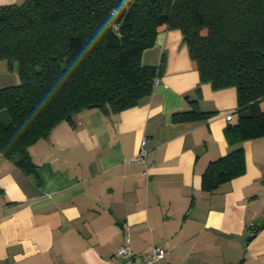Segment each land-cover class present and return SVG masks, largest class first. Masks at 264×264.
<instances>
[{
    "label": "crops",
    "instance_id": "crops-1",
    "mask_svg": "<svg viewBox=\"0 0 264 264\" xmlns=\"http://www.w3.org/2000/svg\"><path fill=\"white\" fill-rule=\"evenodd\" d=\"M161 60L135 105L83 109L30 144L32 172L0 155V264H121L126 231L137 259L156 245L171 264H264V134L241 142L243 173L203 189L208 163L231 149L223 129L236 89L199 83L177 28L161 25L142 54ZM17 82L0 60V86ZM190 100L210 114L173 120Z\"/></svg>",
    "mask_w": 264,
    "mask_h": 264
},
{
    "label": "trees",
    "instance_id": "trees-1",
    "mask_svg": "<svg viewBox=\"0 0 264 264\" xmlns=\"http://www.w3.org/2000/svg\"><path fill=\"white\" fill-rule=\"evenodd\" d=\"M180 30L199 83L233 86L223 129L231 149L208 163L207 191L243 173L242 141L264 134V0H23L0 4V60L18 82L0 86V155L30 173L28 146L97 103L110 112L150 93L158 65L142 61L158 28ZM191 108L173 120L202 118Z\"/></svg>",
    "mask_w": 264,
    "mask_h": 264
},
{
    "label": "built area",
    "instance_id": "built-area-1",
    "mask_svg": "<svg viewBox=\"0 0 264 264\" xmlns=\"http://www.w3.org/2000/svg\"><path fill=\"white\" fill-rule=\"evenodd\" d=\"M159 80V75H155L153 78V83H156ZM225 117L227 119L232 118L231 112H226ZM146 151L144 148H140L139 151L133 156V160L143 161L145 158ZM254 228L250 226L248 231L249 235H253ZM117 255L122 257L121 264H171V262L165 257L166 249L161 246H153L151 253L146 258L137 259L134 257L131 246L130 238L128 232H124L123 240L119 243L116 250Z\"/></svg>",
    "mask_w": 264,
    "mask_h": 264
},
{
    "label": "water",
    "instance_id": "water-1",
    "mask_svg": "<svg viewBox=\"0 0 264 264\" xmlns=\"http://www.w3.org/2000/svg\"><path fill=\"white\" fill-rule=\"evenodd\" d=\"M89 106H90V107L98 106V104H97V103H92V104H90ZM102 110H103L104 112H107V111H108V109H107L106 107H102Z\"/></svg>",
    "mask_w": 264,
    "mask_h": 264
},
{
    "label": "rangeland",
    "instance_id": "rangeland-1",
    "mask_svg": "<svg viewBox=\"0 0 264 264\" xmlns=\"http://www.w3.org/2000/svg\"><path fill=\"white\" fill-rule=\"evenodd\" d=\"M3 62H5V63L7 64V61H4V60H3ZM13 66H15V64H13ZM8 71H9V73H10V72L13 73V71H10V70H8ZM13 74H14V73H13ZM262 105L264 106V102L262 103Z\"/></svg>",
    "mask_w": 264,
    "mask_h": 264
}]
</instances>
